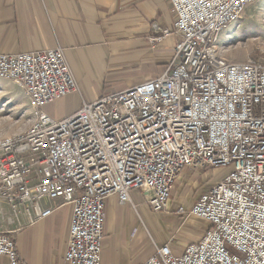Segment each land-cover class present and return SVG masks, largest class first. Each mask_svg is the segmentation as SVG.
Returning <instances> with one entry per match:
<instances>
[{"label":"built area","instance_id":"2783aa9c","mask_svg":"<svg viewBox=\"0 0 264 264\" xmlns=\"http://www.w3.org/2000/svg\"><path fill=\"white\" fill-rule=\"evenodd\" d=\"M175 28L154 24L151 46L179 39L164 72L84 101L56 119L44 106L79 90L63 48L0 53V78L29 98V127L0 135V199L29 223L52 214L43 201L71 205L65 259L102 264L107 200L134 206L139 190L165 211L185 168H228L179 213L204 221L198 240L176 252L156 245L140 264H264V63L231 60L219 37L257 0H170ZM0 255L24 264L11 232Z\"/></svg>","mask_w":264,"mask_h":264},{"label":"crops","instance_id":"0c3cea01","mask_svg":"<svg viewBox=\"0 0 264 264\" xmlns=\"http://www.w3.org/2000/svg\"><path fill=\"white\" fill-rule=\"evenodd\" d=\"M175 21L170 0H0V53L18 54L61 47L79 83L77 91H88L100 87L102 74L110 68L108 60L113 58L130 61V67H139L140 62L156 63L162 66V74L173 57L179 37L172 33L157 47L151 46L148 39L155 35V23L173 30ZM148 75L151 74L141 73L127 88L141 79L146 80ZM99 93V96L104 94ZM95 97L84 101H92ZM75 111L66 110L56 119ZM190 170L185 168L181 179H188L183 174L192 173ZM178 182L180 188L183 186L179 177L172 200L179 196L180 191L175 194ZM210 184L205 185L204 191ZM132 197L135 203L139 197L144 199L139 190H133ZM193 199L189 203L178 202L192 204ZM43 206L53 208L52 214L30 224L24 214L16 219L6 201L0 199V231L13 234L24 264H69L65 252L73 208L61 205L59 200L48 199L43 201ZM121 228H127L128 238L123 242L118 237ZM142 228L133 206L121 204L116 195L110 196L106 206L102 264H134L129 254ZM111 236L115 237L116 245L112 249L111 243L104 241ZM195 236L183 232L179 239L189 243L201 237L194 239ZM0 264H9V259L0 255Z\"/></svg>","mask_w":264,"mask_h":264},{"label":"rangeland","instance_id":"374dc122","mask_svg":"<svg viewBox=\"0 0 264 264\" xmlns=\"http://www.w3.org/2000/svg\"><path fill=\"white\" fill-rule=\"evenodd\" d=\"M219 43L225 44L228 50L225 48L224 53L231 60L246 61L249 58H253L264 63V0H257L250 4L242 19L221 35ZM108 64L110 68L102 74L99 88H91L88 91L86 89L76 91L50 102L43 107L44 110L52 117H60L66 110L75 111L81 108L84 99L88 100L90 97L92 99L94 95L97 98L100 94L99 92L107 94L124 90L141 73H150L151 75H148L147 79H152L151 77L155 75L156 77L159 76L162 69V66L151 62H140L139 67L133 65L130 67V61H126L121 57L108 60ZM142 81L144 79H141L138 83ZM33 111L23 88L12 79L0 78V135L18 133L27 129L31 123ZM191 170L192 173L183 174L188 179H181L183 177L180 176L183 186L180 188L179 182L177 183L175 194H177V191H180V193L177 200L173 198L169 209L161 212L154 211L145 197V202L143 197H139L136 199L137 203L134 202V206L130 204L133 206L143 227L137 233L131 246L129 259L132 263L143 262L144 259H147L154 252L156 245L159 246L163 243L172 242L174 249L179 246L176 252H182L188 243L179 239L180 234L183 232L193 233L196 235L194 239L202 236L205 228L204 221L179 213L177 208L182 204L191 205L186 203H189L193 198L194 201L199 193L204 191L205 185L224 179L232 168ZM183 200L186 203H179ZM144 233H146V236L143 235ZM118 237L121 242L126 241L128 238L127 228H121ZM114 239L115 237L111 236L104 240L111 243V249L115 245ZM179 248L181 249L180 251H178Z\"/></svg>","mask_w":264,"mask_h":264},{"label":"bare ground","instance_id":"6f19581e","mask_svg":"<svg viewBox=\"0 0 264 264\" xmlns=\"http://www.w3.org/2000/svg\"><path fill=\"white\" fill-rule=\"evenodd\" d=\"M232 26H233V25H232ZM230 27H231V26H230ZM230 27H229V28H230ZM229 28H228V29H229ZM226 31H227V30H226ZM221 35H222V34H221ZM220 37H221V36H220ZM220 37H219V38H220ZM219 44H220V43H219ZM220 45H223V46L226 48L225 44H220ZM226 50H228V49L226 48Z\"/></svg>","mask_w":264,"mask_h":264}]
</instances>
